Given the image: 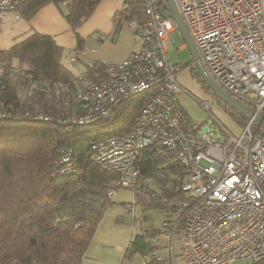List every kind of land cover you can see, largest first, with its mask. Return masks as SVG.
<instances>
[{
	"label": "built area",
	"instance_id": "2783aa9c",
	"mask_svg": "<svg viewBox=\"0 0 264 264\" xmlns=\"http://www.w3.org/2000/svg\"><path fill=\"white\" fill-rule=\"evenodd\" d=\"M120 1L123 6L113 20L127 26L139 46L106 63L100 82L76 75L73 98L80 103V112L30 108L37 93L49 98L63 90L60 81L43 79L27 88L28 98L18 106H0V118L87 124L125 98L148 91L130 131L92 142L88 158L116 173L115 188H132L139 182L140 171L133 163L138 149L153 144L172 149L184 171L188 197L168 222L170 245L178 223L182 232L178 255L170 250V264H264V126L254 118L264 116V0H174L210 77L254 113L238 136L216 122L219 137L207 123H192L181 112L177 67L167 54L174 20L163 16L156 0H139L140 19L128 17L124 0ZM16 5L17 0H0V20L7 11L16 12ZM78 53H69L70 63L76 62ZM3 64L0 57V72ZM202 106L208 108L206 103ZM55 165L58 174L73 172L77 168L73 151L59 147ZM114 193V188L107 191L111 197Z\"/></svg>",
	"mask_w": 264,
	"mask_h": 264
},
{
	"label": "trees",
	"instance_id": "16d2710c",
	"mask_svg": "<svg viewBox=\"0 0 264 264\" xmlns=\"http://www.w3.org/2000/svg\"><path fill=\"white\" fill-rule=\"evenodd\" d=\"M99 1L17 0L16 12L27 19L44 4L53 2L71 27L76 28ZM160 9L164 11L162 5ZM123 11L128 17L142 18L139 0H124ZM77 40L80 41L78 36ZM0 57L4 60L0 106H18L23 98H28L25 91L30 85L49 79L60 81L63 90L49 98L37 93L30 108L80 112L81 105L73 98L77 73L63 64L61 47L49 35L33 33L0 50ZM104 67L105 64L94 61L79 74L82 79L100 82ZM149 94L135 93L107 115L87 124L65 126L53 121L0 118V264H81L105 210L113 204L107 191L118 189L113 184L116 173L90 160L88 149L104 136L128 133ZM237 113L244 125L246 116ZM61 146L69 147L77 161V168L63 175L58 174L55 165ZM133 163L140 171V185L129 189L145 188L142 193L146 206L163 211L171 222L180 201L188 197L183 189L184 171L174 151L160 144L148 145L136 151ZM149 180L157 184L158 191L146 186ZM164 221L162 225L167 220ZM180 229L178 223L176 232ZM154 238L155 233L148 228L135 232L124 255L137 252L150 264H159L154 252L156 245L152 244L156 242Z\"/></svg>",
	"mask_w": 264,
	"mask_h": 264
},
{
	"label": "crops",
	"instance_id": "0c3cea01",
	"mask_svg": "<svg viewBox=\"0 0 264 264\" xmlns=\"http://www.w3.org/2000/svg\"><path fill=\"white\" fill-rule=\"evenodd\" d=\"M122 6L120 0H100L91 14L76 28L71 27L53 2L44 4L27 19L19 16L17 12L7 11L0 20V50L8 49L33 33H40L49 35L61 47L63 64L75 74L82 73L85 65L94 61L106 64L120 60L139 46L133 32L125 25L117 28L113 20L115 11ZM75 50L79 51L76 62L70 63L69 53ZM141 194L140 190L129 188L115 190L113 204L105 210L81 264H150L137 252L124 255L132 235L145 228L155 230L153 240L157 245L154 252L159 264H170L171 248L173 254L178 255L181 229L174 234L170 245L169 234L157 231H165L168 227V215L165 216L160 210L146 209L148 206ZM147 210L146 213L149 214L145 216L144 211ZM155 211L159 212L160 226L152 223ZM164 220H167L166 225H162ZM138 221L137 227L135 225ZM238 262L232 261L228 264Z\"/></svg>",
	"mask_w": 264,
	"mask_h": 264
},
{
	"label": "rangeland",
	"instance_id": "374dc122",
	"mask_svg": "<svg viewBox=\"0 0 264 264\" xmlns=\"http://www.w3.org/2000/svg\"><path fill=\"white\" fill-rule=\"evenodd\" d=\"M170 37L171 38L168 43L167 54L171 64L180 66L175 71V80L179 85L177 97L183 116L192 123H207L212 130H215V135L217 137L220 136L219 129L217 128L218 124L226 128L234 136H238L244 126L240 114H238L237 111L231 108L228 104L223 102L216 95V93L207 86V84L201 79V77L196 74V72L192 68V63H190V53L185 46L184 40L177 28L170 34ZM203 103H206L208 105L207 109L202 106ZM146 186L154 187L158 191L157 184H154L153 182H151V180H149V183ZM144 189L139 188L140 193H142ZM143 196L146 197L145 193L143 194ZM143 196L142 198H144ZM152 201H154V198ZM146 209L152 208L149 206ZM144 212L145 216L146 214H149L146 213L148 212V210ZM137 215H139V213ZM155 215L153 214L152 223H158L157 225H159V212L155 211ZM135 226H139V221ZM150 230L155 231L154 229ZM157 231H159V233L169 234L168 228H165V231L164 229H160ZM152 244L157 245V243H154L153 241ZM240 262L241 264H261L260 262ZM240 262L232 264H240Z\"/></svg>",
	"mask_w": 264,
	"mask_h": 264
},
{
	"label": "water",
	"instance_id": "95a60500",
	"mask_svg": "<svg viewBox=\"0 0 264 264\" xmlns=\"http://www.w3.org/2000/svg\"><path fill=\"white\" fill-rule=\"evenodd\" d=\"M158 5H162L164 7V11L162 12L163 16L171 17L175 24L176 28L179 30L185 46L187 47L191 60L193 63V68L196 74H198L201 79L207 84L209 88H211L216 95L226 104H228L231 108L239 111L240 113L244 114L246 118H250L254 115L253 111L245 106L244 104L240 103L238 100L234 99L230 96L227 92H225L220 86H218L213 79L208 74L207 70L205 69L201 58L193 44V41L189 35V32L183 22L181 15L179 14L176 4L174 0H156ZM254 118L264 126V116L261 114H255Z\"/></svg>",
	"mask_w": 264,
	"mask_h": 264
}]
</instances>
